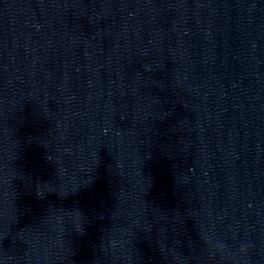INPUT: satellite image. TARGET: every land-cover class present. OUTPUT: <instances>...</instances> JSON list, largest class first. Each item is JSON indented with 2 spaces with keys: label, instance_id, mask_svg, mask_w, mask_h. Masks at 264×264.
Listing matches in <instances>:
<instances>
[{
  "label": "clouds",
  "instance_id": "9594fccd",
  "mask_svg": "<svg viewBox=\"0 0 264 264\" xmlns=\"http://www.w3.org/2000/svg\"><path fill=\"white\" fill-rule=\"evenodd\" d=\"M205 242L207 243V245L209 244V239L207 237L205 238ZM213 245H214L215 249L217 250V252L221 253L222 255L225 254V245L224 244L215 243ZM115 246H116V242L113 241L112 242V247L114 248ZM246 250H247L246 248H241L242 252H245Z\"/></svg>",
  "mask_w": 264,
  "mask_h": 264
}]
</instances>
